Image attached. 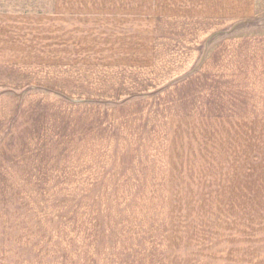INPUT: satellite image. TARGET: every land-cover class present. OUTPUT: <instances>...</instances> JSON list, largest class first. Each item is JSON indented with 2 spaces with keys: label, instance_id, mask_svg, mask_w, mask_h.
<instances>
[{
  "label": "crops",
  "instance_id": "0c3cea01",
  "mask_svg": "<svg viewBox=\"0 0 264 264\" xmlns=\"http://www.w3.org/2000/svg\"><path fill=\"white\" fill-rule=\"evenodd\" d=\"M260 12L259 0H0V158L16 157L23 101L160 124L163 173L209 184V213L228 217L178 236L194 261L264 264V99L250 104L258 83L244 72L264 71V56L229 38Z\"/></svg>",
  "mask_w": 264,
  "mask_h": 264
},
{
  "label": "rangeland",
  "instance_id": "374dc122",
  "mask_svg": "<svg viewBox=\"0 0 264 264\" xmlns=\"http://www.w3.org/2000/svg\"><path fill=\"white\" fill-rule=\"evenodd\" d=\"M259 9L232 25L229 38L250 37L245 47L264 56V0ZM244 72L258 83L250 104L258 98L261 107L264 71ZM244 72L231 82H245ZM152 102L157 117L160 97ZM94 106L19 102L23 115L10 128L16 157L0 158V264H198L178 236L196 223L227 220L209 213L207 190L200 196L209 184L199 188L185 171L163 173L160 124L114 121L113 111L103 119Z\"/></svg>",
  "mask_w": 264,
  "mask_h": 264
},
{
  "label": "built area",
  "instance_id": "2783aa9c",
  "mask_svg": "<svg viewBox=\"0 0 264 264\" xmlns=\"http://www.w3.org/2000/svg\"><path fill=\"white\" fill-rule=\"evenodd\" d=\"M227 34V33H226Z\"/></svg>",
  "mask_w": 264,
  "mask_h": 264
}]
</instances>
